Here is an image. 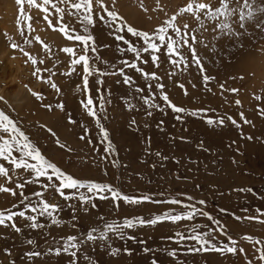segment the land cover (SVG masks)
I'll return each mask as SVG.
<instances>
[{"label": "rangeland", "instance_id": "1", "mask_svg": "<svg viewBox=\"0 0 264 264\" xmlns=\"http://www.w3.org/2000/svg\"><path fill=\"white\" fill-rule=\"evenodd\" d=\"M171 1L160 0V4L164 7L163 12L152 11L156 7V0H118L115 6L110 5V3L109 6L113 11L118 12L128 25L138 30L151 31L167 18L165 12L170 16L179 7L188 3V0H183L182 3L172 6ZM141 2L148 9L147 12H144L140 7ZM257 2L264 4V0H257ZM216 6H218V0H213V7ZM29 14L38 19L39 23L44 22L46 24L44 34H47L40 35L37 32L36 24L38 23L34 19L33 27L36 31L31 34L26 31L25 35L29 39L32 35H39L44 43L49 44L51 47L52 59H48L47 55L39 50L40 46L36 45L35 42L33 47L29 48L25 45V48L37 59L41 56L45 58V65H38L41 67H51L55 60H61V64L53 68V71L57 73L53 79L62 91L58 94L49 85L31 76L33 70L31 63L25 64L27 58L18 50L9 47V41L2 30L0 31L1 36H3L10 52V54L8 53L9 58L11 57L9 60L13 64L19 63L21 69L17 72L13 69L16 68V65H13L12 69L16 71V78L6 77V79L0 81V97L7 101V104H5L4 100H0V109L16 120L22 130L40 148L42 154L66 174L80 180L111 183L127 195L140 196L146 194L154 199H165L177 197L178 194L184 193L196 199H205L207 201L205 209L221 224L225 225L228 235L238 241V247L245 249V253L238 255L226 254L222 256L213 252L186 254V247L191 246L192 243L186 242L185 246H180L177 258H170L160 249H172L178 246L162 240L161 237L172 235L173 229L167 226H157L156 228L145 227L129 230V234L136 235L138 239L146 240L145 245L132 241L113 240L115 247L132 249L133 254L131 256L122 253L117 257H111L103 249L96 247L93 250L91 246L86 247L84 252L95 259L98 264H150L151 259L154 257L159 260V264H246L249 259L253 260V264H258L254 260L256 253L253 244L242 240V237L250 235L256 240H264V224L248 220L237 221L233 216V213L241 217L255 215L257 208L264 210V144H261L259 140L246 141L241 138V134H243L244 136L251 135L264 139V118L257 112L258 107L264 108V99L257 101L253 98V94L261 95L264 98V39L260 38L258 30L251 24L249 25V31L253 32L254 36L245 38L243 47L229 42L225 38H221L218 42L211 40L209 49L198 46L200 56L204 57L205 74L215 78L208 83V88L211 91L205 90L202 76L195 67L191 68V74H177L173 79H168L165 72L174 70L170 65L165 64L159 70H156L150 63L140 65L145 71H157V74L163 77L160 82L165 84L170 99L177 106L184 107L187 111L208 109L207 116L212 118L231 115L241 123L242 127L240 129L232 127L228 122H226L227 126L222 129H213L205 124L204 119L190 117L185 114H181L184 116L182 122L177 121L174 118L176 114L170 109L163 113L153 109L152 117H146L143 111L129 113L124 108L120 97H127L130 90L126 86L115 84L114 78L105 77L103 89L111 90L113 104L108 106L110 119L107 121H104L103 117L101 119L109 129L110 138L117 146L119 151L117 159L120 160L123 166H126L113 168L107 161H100V155L103 154V145L99 144L96 135L98 130L95 128L94 121L87 117L80 107L79 102L83 97L75 90L76 85L80 83L79 77L76 75H60L61 71H67L69 57L59 52V48L73 46L75 42L67 41L59 32L48 29L47 23L42 19L43 14H38V9H33ZM18 15L19 8H17L16 19ZM259 18L264 19V16ZM64 22L68 23L69 27H74L79 31L80 25L74 18L66 16ZM116 23L119 24L120 21ZM182 23L183 21H181ZM190 23L192 28H197L194 20ZM92 33L96 37L97 45L100 47L99 54L110 63H117L121 58L130 60L134 58L131 53L122 56L121 53L116 51L117 43H121L122 47H126V45L115 41L114 37L109 35V29L104 23L98 22L95 28L92 29ZM121 34L125 35V38L131 42H136L137 38L127 34L126 30ZM193 34L200 35L199 32ZM11 36L14 39L12 34ZM16 36L14 40L23 43L18 32H16ZM105 44L110 45V47L104 48L103 45ZM2 62H0V68L5 69L7 61ZM100 67L103 68L104 66L100 65ZM129 74L133 76L136 84L140 87H144L148 83L134 70L130 71ZM40 75L47 77L49 73L45 72ZM241 76H243V79H240ZM174 80L185 84L188 95H185L184 90L175 85ZM193 83L196 85L195 88L192 87ZM25 85L33 91L42 93L45 97L43 103H51L53 107L58 102L64 103L65 113H61L59 110L48 112L42 108L40 106L41 102L31 95ZM221 85L224 86L223 89L220 87ZM18 87H22L24 93L19 97L21 101L17 106L12 102V95ZM96 87L95 81L92 80L91 95L94 103L98 104L95 99L97 96ZM228 89H238L239 91L232 93L227 91ZM143 94H148L147 89ZM26 98L29 99V102ZM236 100H240L241 105H236ZM158 102L162 103L159 100ZM133 103L139 106L141 102L133 100ZM240 112H243L247 119L253 121L254 126L243 125L240 121ZM66 114H70L78 124L75 126L68 125ZM133 116L141 122L140 130L128 127L127 121ZM161 120L164 121L163 131L157 128V123ZM144 122H147L150 127L144 128ZM79 123H84L90 129L88 138L93 141V146L99 147V153L94 152L93 146H89L86 141L79 139V136L83 135V130L78 126ZM39 124H46L53 128L60 137L61 142L67 144L74 151L69 152L59 148L55 144V137L39 128ZM180 136L185 137L188 142L185 143L179 140ZM146 137H151L150 147L153 153L160 151L170 157L169 161L164 162V167L159 166V161L155 156L145 157L144 148L147 145L143 141ZM234 140L237 141L240 152L235 151L236 145L229 147ZM201 141L210 148L209 152H201L196 147ZM173 156L181 160V164H175L171 160ZM146 159L147 163H142ZM232 160H236L238 163L233 164ZM152 163H157V167L152 168ZM177 176L181 179H177ZM184 177H187V179H184ZM41 179L43 180V178ZM0 183H5L3 178H0ZM5 186L15 190V183H5ZM241 187L245 189L251 187L255 195L233 190ZM37 190L42 191L43 189L38 184L26 185L25 194L31 196L32 192ZM65 191L67 193L71 190ZM160 193L164 195L161 196ZM44 198L49 203L62 201V198L54 192V189L47 192ZM179 198L183 199V196H179ZM32 199H35V197H32ZM13 203H18V198L12 197L10 194L0 193V209L11 207ZM67 203L75 204L76 201ZM67 203L63 205V211L58 214L61 220L59 226L29 230L24 228L23 221L18 220V226L23 229L21 234L0 227V264H9L13 260L15 264H28V261L22 259V257L25 250L32 249V246L26 244V240L29 238L37 241L38 250L43 252L53 244V237L59 239L67 235H79L80 232H86L90 227L100 223L97 220L99 216H104L108 220H121L125 216L131 215L148 217L150 214L160 213L168 207L167 205H154L151 203L136 207L121 204L120 210L114 211L109 202L98 200L97 208L92 209L90 215L78 212V220L72 221V211ZM220 208L228 209L227 214L220 213ZM245 208L248 209L247 213L243 211ZM41 222L45 223L46 221L41 218ZM196 222L205 226L201 230H206L207 227H216L203 217H198ZM73 223L77 224L76 229L72 228ZM217 235L219 234L217 233ZM219 238L227 243L226 237ZM46 240L47 243H45ZM143 247H149L153 249V252L145 254L142 251ZM4 249H8L11 255H7L3 251ZM68 260V256H53L44 260H37L36 264H68ZM80 264H87L83 256L80 258Z\"/></svg>", "mask_w": 264, "mask_h": 264}, {"label": "snow or ice", "instance_id": "2", "mask_svg": "<svg viewBox=\"0 0 264 264\" xmlns=\"http://www.w3.org/2000/svg\"><path fill=\"white\" fill-rule=\"evenodd\" d=\"M117 2L118 0H15L19 8V15L15 23L18 35L23 43L14 40L7 32L4 33L9 41V47L18 50L27 58L25 64L31 63L33 68L31 76L49 85L58 94L62 90L54 82L53 78L57 73L53 71V68L61 64V60H55L51 67H41L38 65H45V58L41 56L37 59L25 48V45L29 48L33 47L35 42L36 45L40 46L39 50L45 53L48 59H52L51 47L49 44L44 43L39 35H32L31 39L25 35L26 31L29 34L36 31L33 27L35 18L29 13L33 9H38V14H43L42 19L47 23L48 29L59 32L67 41L75 42L73 46L59 48V52L69 57L67 71H61L60 75H76L80 79V83L76 85L75 90L83 97L79 102L80 107L86 116L94 121L95 128L98 130L96 135L99 144L103 145V154L100 155V161H107L113 168L123 166L120 160L117 159L119 156L117 146L110 138L109 129L101 119V117L104 121L110 119L108 106L113 104L111 90L103 89L105 77L114 78L115 84L126 86L130 90L127 97H120L124 108L129 113L143 111L146 117H152L153 109L162 113L170 109L176 114L174 118L177 121L182 122L184 116L181 114H185L190 117L204 119L205 124L213 129L226 127V122L232 127L240 129L242 127L241 123L231 115L212 118L207 116L208 109L187 111L184 107L177 106L170 99L165 84L160 82L163 77L158 75L157 71H145L140 65L150 63L156 70L161 69L165 64L170 65L174 70L165 72L168 79H173L177 74H191V68L195 67L202 76L205 90L211 91L208 88V83L215 78L205 74L204 57L200 56L199 47L209 49L211 40L218 42L221 38L243 47V40L254 36V33L249 31L250 24L258 30L260 38L264 39V19L259 18L264 16V4L258 3L257 0H242V2L241 0H218V6L213 7V0H188L185 6L179 7L172 15L169 16L165 12L167 18L153 30L144 31L128 25L118 12L111 9L109 3L115 6ZM140 7L144 12L148 11L142 2ZM152 11H164L160 0H156V7ZM66 16L74 18L79 23V31L74 27H69V24L64 22ZM192 20L197 24L195 29L191 26L190 21ZM117 21H120V23L117 24ZM181 21H183L182 24ZM35 22L39 23L40 21L35 19ZM98 22H102L108 27L109 35L113 36L115 41L126 45V47H122L121 43H117L116 51L121 53L122 56L131 53L133 59L121 58L117 63H110L99 54L100 47L97 45L96 37L92 33V29L95 28ZM125 30L127 34L137 38L135 43L121 34ZM194 32H199L200 35H194ZM103 47L109 48L110 45L105 44ZM100 65L104 67L102 68ZM132 70L138 73L144 81H148L144 87L136 84L133 76L129 74ZM45 72L49 73L47 77L40 75ZM240 79H243V76ZM92 80L97 85L95 99L98 104L94 103L91 95ZM174 83L184 90L185 95H188L184 83L175 80ZM25 87L28 88L27 85ZM192 87L195 88L196 85L193 83ZM220 87L223 89L224 86L221 85ZM145 89H147V95L143 94ZM28 91L37 101L41 102L40 106L48 112L59 110L61 113H65L64 103L58 102L53 107L51 103H43L45 97L42 93L33 91L31 88H28ZM227 91L236 93L239 90L228 89ZM253 98L257 101L264 99L261 95L256 94H253ZM0 100H4V98L0 97ZM133 100L140 101V105L133 103ZM4 103L7 104V101L4 100ZM235 104L239 106L241 101L236 100ZM257 112L264 118V108L258 107ZM239 115L243 125L254 126L253 121L247 119L243 112H240ZM66 119L68 125L75 126L78 124L70 114H66ZM140 123L135 116L127 121L128 127L135 130H140ZM163 124V120L157 123V128L161 131H163ZM38 126L47 131L52 137H55V144L59 148L69 152L74 151L67 144L61 142L60 137L53 128L46 124H39ZM78 126L83 130V135H80L79 139L86 141L89 146H93V141L88 138L90 129L84 123H79ZM143 127L149 128L150 125L144 122ZM241 138L246 141L259 140L261 144H264V139L259 137L241 134ZM179 140L185 143L188 142L183 136H180ZM143 143L147 145L144 148L145 157L155 156L160 167H164V162L170 160L168 155L160 151L152 152L150 147L151 137H146ZM232 145H236L235 151L240 152L237 141H232L229 147H232ZM196 147L201 152L210 151V148L203 141L198 143ZM93 151L99 153L100 149L93 146ZM171 160L175 164H181V160L176 159L174 156L171 157ZM142 163H147V159ZM232 163L236 164L238 162L232 160ZM151 167L156 168L157 163H152ZM0 178H3L5 183H15V190L5 186V183H0V193L10 194L12 197L18 198V203L0 209V227L11 229L16 234H21L23 231L22 227L18 226V220L23 221L24 228L29 230L59 226L61 220L58 214L63 211V205L70 201H76L75 204L67 203L72 211V221L78 220V212L90 215L91 210L97 208L98 200L109 202L114 211H119L121 204L128 207H136L145 203L168 206L166 210L160 213H152L148 217L131 215L125 216L121 220H108L104 216H99L97 220L100 223L90 227L86 232H80L79 235H67L59 239L53 237V244L43 252L38 250L37 241L29 238L26 240V244L32 246V249L25 250L22 257V259L28 261V264H36L37 260H44L53 256H68V264H80L81 256L87 264H98L95 259L84 252V249L89 246L93 250L99 247L111 257H117L122 253L131 256L133 254L132 249L115 247L113 240L132 241L145 245L146 240L138 239L136 235L129 234V230L145 227L156 228L157 226H167L173 229L172 235L161 237L162 240L178 246L172 249H160L170 258H177L180 246H185L186 242H192L191 246L186 247V254L213 252L223 256L245 253L243 247H238V241L228 235L225 225L221 224L205 209L207 203L205 199H196L184 193L178 194L177 197L165 199H154L146 194L140 196L127 195L111 183L74 178L47 159L40 148L22 130L18 122L2 109H0ZM176 178L181 179L179 176ZM184 179H187V177H184ZM57 181L59 183H56ZM37 184L43 189L42 191H33L31 196L25 194L26 185ZM53 189L62 198L61 202L49 203L44 198L45 194ZM65 190L71 191L66 193ZM233 190L255 195L251 187L246 189L241 187ZM160 195L163 196L164 194L160 193ZM179 196H183V199ZM32 197H35V199H32ZM243 211L247 213L248 209L245 208ZM219 212L227 214L228 209L220 208ZM233 216L237 221L248 220L264 224V210L259 208L255 210V215L241 217L233 213ZM198 217L206 218L216 227H207L206 230H201L205 226L196 222ZM41 218L45 219L46 222L42 223ZM71 226L73 229L78 227L76 223ZM219 237H226L227 243ZM242 240L253 244L256 253L254 260L258 264H264V240H256L250 235H244ZM45 243H47V240ZM3 251L9 256L11 255L8 249ZM142 251L148 254L153 252V249L143 247ZM9 264H15V261H10ZM150 264H159V260L154 257L151 259ZM246 264H253V260H247Z\"/></svg>", "mask_w": 264, "mask_h": 264}, {"label": "bare ground", "instance_id": "3", "mask_svg": "<svg viewBox=\"0 0 264 264\" xmlns=\"http://www.w3.org/2000/svg\"><path fill=\"white\" fill-rule=\"evenodd\" d=\"M181 1H183V0H172L171 4H172V6H175L179 3H182ZM17 8H18V6L16 5L15 0H0V31L3 30V32H7L8 35L12 34L14 36V39L17 37L16 36L17 25L15 23ZM34 12L36 13L37 11H34ZM36 27H37V32L40 35H43L45 30H46V24L44 22H41V23L36 24ZM45 34H47V33H45ZM7 47H8V45L4 42L3 36H1V33H0V62L7 61L6 68L5 69L0 68V81L3 79H6V77H11L10 79L16 78V71L18 72L21 69V67L19 66L20 65L19 63L13 64L12 61L9 60L11 57L9 58L8 53L10 54V52L7 49ZM13 65L14 66L16 65V68L15 67L13 68L16 71H14L12 69ZM18 67H20V68H18ZM29 82H31V81L29 80ZM21 88L18 87L16 92H14V94L12 95V98H13L12 102L17 106L20 103L19 101H21V99H19V97L22 95V93H24V91ZM26 100H27V102H29L28 98H26ZM22 104H23V102H22Z\"/></svg>", "mask_w": 264, "mask_h": 264}]
</instances>
